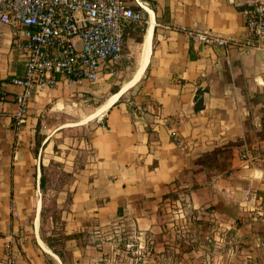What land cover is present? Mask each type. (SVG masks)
<instances>
[{
	"label": "crops",
	"instance_id": "0c3cea01",
	"mask_svg": "<svg viewBox=\"0 0 264 264\" xmlns=\"http://www.w3.org/2000/svg\"><path fill=\"white\" fill-rule=\"evenodd\" d=\"M139 2L150 24L133 77L61 127L87 123L88 138L42 161L36 124L57 89L36 95L16 125L10 80L23 60L0 23V264H212L202 223L212 230V218L233 223L264 207V50L246 45L243 19L252 0ZM182 29L236 45L199 46ZM109 77L96 88L109 91ZM57 171L65 179L46 184Z\"/></svg>",
	"mask_w": 264,
	"mask_h": 264
},
{
	"label": "built area",
	"instance_id": "2783aa9c",
	"mask_svg": "<svg viewBox=\"0 0 264 264\" xmlns=\"http://www.w3.org/2000/svg\"><path fill=\"white\" fill-rule=\"evenodd\" d=\"M141 6L139 0H134ZM143 15L127 0H0V23L9 27L12 42L23 60V75L10 83L19 91L13 99L17 126L26 122L36 95L61 88L71 91L82 83L96 84L101 76H114V66L123 54L130 25ZM247 46L264 50V0H252L243 11ZM192 43L229 49L236 42L201 29H182ZM171 139H182L171 121ZM246 165L252 160L245 153ZM7 264H19L8 258Z\"/></svg>",
	"mask_w": 264,
	"mask_h": 264
},
{
	"label": "rangeland",
	"instance_id": "374dc122",
	"mask_svg": "<svg viewBox=\"0 0 264 264\" xmlns=\"http://www.w3.org/2000/svg\"><path fill=\"white\" fill-rule=\"evenodd\" d=\"M135 7L137 5L132 8ZM141 13L143 15L141 23L130 25L127 29L122 58L114 66L116 74L109 77V82L116 83V85H112L107 92L96 88L97 83H82L71 91L57 88L56 96L44 107L42 113H40V126L35 134V139L37 136H43L44 139L49 136L52 137L53 142H50L49 146L48 143L39 146L40 150L38 149V152L41 161L48 158V155H56L71 149L69 143L64 145L68 149H57L56 145L58 143L69 142L71 139L85 140L88 138L91 128L86 126L87 123L66 128L61 127L67 124H77L84 120L107 100L113 88L119 87L120 89L133 77L140 64L142 41L145 29L148 28L150 21L149 14L145 10H142ZM136 39L141 41L138 43ZM58 128H61V131H58ZM65 177V174L60 171L51 176L45 174V183L50 182L51 178L53 182H60ZM263 208L262 206H256V209L250 212L251 215L240 217L241 220L233 223H225L212 218V230L207 229L210 226L209 224L204 223L203 225L202 223L201 229L205 233L201 235V246L212 249V264H264Z\"/></svg>",
	"mask_w": 264,
	"mask_h": 264
},
{
	"label": "trees",
	"instance_id": "16d2710c",
	"mask_svg": "<svg viewBox=\"0 0 264 264\" xmlns=\"http://www.w3.org/2000/svg\"><path fill=\"white\" fill-rule=\"evenodd\" d=\"M136 41L139 43L141 40H139V39H136ZM119 91V88H113V90H112V93H117ZM202 109V104L200 103V104H196V106H195V110L196 111H200ZM39 126H40V122L38 121L37 122V124H36V128H37V131H38V128H39ZM44 140V138H43V136H37V138H36V145H37V147L35 148V150L33 151L34 152V154H36L37 155V153H38V147L41 145V143H42V141ZM41 170H42V168H41ZM39 181H40V185L42 186L43 185V183H44V177H43V174L41 173V176H40V179H39Z\"/></svg>",
	"mask_w": 264,
	"mask_h": 264
},
{
	"label": "bare ground",
	"instance_id": "6f19581e",
	"mask_svg": "<svg viewBox=\"0 0 264 264\" xmlns=\"http://www.w3.org/2000/svg\"><path fill=\"white\" fill-rule=\"evenodd\" d=\"M149 24H150V21H149ZM149 26V25H148Z\"/></svg>",
	"mask_w": 264,
	"mask_h": 264
}]
</instances>
